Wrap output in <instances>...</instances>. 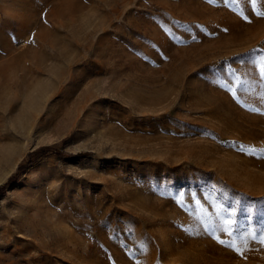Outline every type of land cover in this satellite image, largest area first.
<instances>
[{
	"label": "rangeland",
	"instance_id": "1",
	"mask_svg": "<svg viewBox=\"0 0 264 264\" xmlns=\"http://www.w3.org/2000/svg\"><path fill=\"white\" fill-rule=\"evenodd\" d=\"M258 13L0 0V264H264Z\"/></svg>",
	"mask_w": 264,
	"mask_h": 264
},
{
	"label": "trees",
	"instance_id": "2",
	"mask_svg": "<svg viewBox=\"0 0 264 264\" xmlns=\"http://www.w3.org/2000/svg\"><path fill=\"white\" fill-rule=\"evenodd\" d=\"M49 148L50 146H43V147H39L37 149L30 151L26 157V159L28 160H25L24 163H19L16 168V171L13 174L9 175L8 179L0 185V193H3L5 188L19 176L20 172L22 171V169L25 167L27 163H31L32 161H34L36 157L48 151Z\"/></svg>",
	"mask_w": 264,
	"mask_h": 264
},
{
	"label": "snow or ice",
	"instance_id": "3",
	"mask_svg": "<svg viewBox=\"0 0 264 264\" xmlns=\"http://www.w3.org/2000/svg\"><path fill=\"white\" fill-rule=\"evenodd\" d=\"M258 15H264V13H258ZM262 59H264V58H262ZM253 63H255V61L253 60ZM261 76L262 77H264V67H262L261 68ZM222 87H227V85H221ZM234 94V93H233ZM177 203H180V200L178 199L177 200ZM238 203V202H237ZM226 211V210H225ZM218 215H219V213H218ZM233 215H234V212H233ZM232 223H234V221H232V220H227V221H225L222 217H220V225L222 226L223 224H232ZM253 238H255V237H253ZM259 242L261 243V245H264V231H262L261 233H260V236H259ZM218 243H220V244H224V241L223 240H218ZM229 247H233L232 245H229ZM233 250L234 251H236V253L238 254V255H240V254H242L241 253V250L239 249V248H233Z\"/></svg>",
	"mask_w": 264,
	"mask_h": 264
},
{
	"label": "bare ground",
	"instance_id": "4",
	"mask_svg": "<svg viewBox=\"0 0 264 264\" xmlns=\"http://www.w3.org/2000/svg\"><path fill=\"white\" fill-rule=\"evenodd\" d=\"M73 16H74V15H73ZM74 18H75V16H74ZM67 22H68V21H67ZM67 22H66V23H67ZM39 43H40V42H39ZM65 50H66V49H65ZM65 50H64V51H65ZM72 51L74 52V49H73ZM70 52H71V51H70ZM73 52H72V54H74ZM70 54H71V53H69V55H70ZM73 56H74V55H72V56L70 55V57H73ZM42 59H43V57H42ZM44 60H45V59H44ZM69 61H71V60H69ZM40 63H41V62H40ZM42 63H43V62H42ZM40 69H41V68H40ZM51 69H52V67H51ZM24 72H25V71H24ZM4 82H5V81H4ZM11 84H12V83H11ZM43 86H44V85H43ZM36 87L38 88V86H36ZM36 87H35V88H36ZM42 88H43V87H42ZM39 89H40V88H39ZM45 90H46V89H45ZM45 90H43L44 93H45ZM34 92H35V91H34ZM27 94H28V93H27ZM4 96H5V95H4ZM31 96H32V95H31ZM30 100H31V99H30ZM32 100H33V99H32ZM33 102H34V101H33ZM40 103H41V102H40ZM31 104H32V103H31ZM24 105H26V103H25ZM29 105H30V103H29ZM32 106H33V105H32ZM40 108H41V106H40ZM40 108L37 107V110L40 109ZM24 117H25V116H24ZM27 119H28V118H27ZM10 121H11V120H10ZM31 121H32V120H31ZM31 121H30V122H31ZM26 125H27V124H26ZM26 129H27V128H26ZM15 130H16V129H15ZM22 130H23V129H22ZM22 130H21V131H22ZM16 131H17V130H16ZM27 131H28V130H27ZM23 132H24V131H23ZM10 143H11V142H10ZM7 145H9V144H7ZM10 145H11V144H10ZM0 146H2V145H0ZM4 146H5V145H4ZM2 147H3V146H2ZM0 148H1V147H0ZM5 148H6V147H5ZM1 151H2V150H1ZM1 151H0V152H1ZM2 153H3V152H2ZM3 154H4V153H3ZM166 159H167V158H166ZM17 163H18V162H17ZM15 165H16V164H15ZM15 165H14L13 167H15ZM11 168H12V167H11ZM7 171H8V170H7ZM7 173H8V172H7ZM6 175H7V174H6ZM6 175H5V176H6ZM5 176H4V175H1V176H0V181H1ZM153 220H154V219H153Z\"/></svg>",
	"mask_w": 264,
	"mask_h": 264
}]
</instances>
